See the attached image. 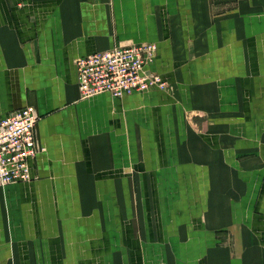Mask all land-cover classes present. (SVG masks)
Here are the masks:
<instances>
[{"label":"crops","instance_id":"1","mask_svg":"<svg viewBox=\"0 0 264 264\" xmlns=\"http://www.w3.org/2000/svg\"><path fill=\"white\" fill-rule=\"evenodd\" d=\"M130 42L164 88L83 97L76 58ZM28 104L0 264H264V0H0V117Z\"/></svg>","mask_w":264,"mask_h":264},{"label":"built area","instance_id":"2","mask_svg":"<svg viewBox=\"0 0 264 264\" xmlns=\"http://www.w3.org/2000/svg\"><path fill=\"white\" fill-rule=\"evenodd\" d=\"M156 50L152 42H130L76 58V82L82 96L107 92L115 98L164 88L162 77L146 68ZM38 119L30 104L0 117V187L30 180V161L43 149L37 136Z\"/></svg>","mask_w":264,"mask_h":264}]
</instances>
